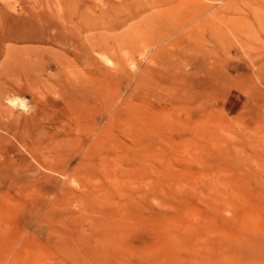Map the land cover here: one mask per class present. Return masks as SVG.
I'll return each instance as SVG.
<instances>
[{"label":"rangeland","instance_id":"1","mask_svg":"<svg viewBox=\"0 0 264 264\" xmlns=\"http://www.w3.org/2000/svg\"><path fill=\"white\" fill-rule=\"evenodd\" d=\"M0 264H264V0H0Z\"/></svg>","mask_w":264,"mask_h":264},{"label":"bare ground","instance_id":"2","mask_svg":"<svg viewBox=\"0 0 264 264\" xmlns=\"http://www.w3.org/2000/svg\"><path fill=\"white\" fill-rule=\"evenodd\" d=\"M10 37H12V36H10Z\"/></svg>","mask_w":264,"mask_h":264}]
</instances>
